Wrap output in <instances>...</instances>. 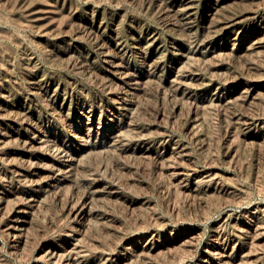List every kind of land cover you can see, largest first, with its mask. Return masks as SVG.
I'll return each mask as SVG.
<instances>
[{"label": "rangeland", "instance_id": "1", "mask_svg": "<svg viewBox=\"0 0 264 264\" xmlns=\"http://www.w3.org/2000/svg\"><path fill=\"white\" fill-rule=\"evenodd\" d=\"M206 263L264 264V0H0V264Z\"/></svg>", "mask_w": 264, "mask_h": 264}, {"label": "bare ground", "instance_id": "2", "mask_svg": "<svg viewBox=\"0 0 264 264\" xmlns=\"http://www.w3.org/2000/svg\"><path fill=\"white\" fill-rule=\"evenodd\" d=\"M251 12V11H250ZM243 18V17H242ZM235 19V18H234ZM244 22V21H243ZM103 27V26H102ZM93 28V27H92ZM110 30V29H109ZM231 31V30H230ZM102 32V31H101ZM106 34V33H105ZM102 35V34H101ZM122 36H124V35H122ZM151 39V38H150ZM228 40V39H227ZM158 41V40H157ZM108 42V41H107ZM112 42V41H111ZM101 43V42H100ZM137 44V43H136ZM141 46V45H140ZM107 47V46H106ZM117 47V46H116ZM102 53V52H101ZM128 53V52H127ZM98 54V53H97ZM121 54H123V53H121ZM133 54V53H132ZM146 54V53H145ZM105 55V54H104ZM149 56V55H148ZM116 58V57H115ZM122 58V57H121ZM126 58V57H125ZM108 64V63H107ZM122 65V64H121ZM145 66V65H144ZM154 67V66H153ZM114 69V68H113ZM129 69V68H128ZM107 70V69H106ZM125 70V69H124ZM155 70V69H154ZM110 71V70H109ZM119 71V70H118ZM131 71V70H130ZM121 72V71H120ZM132 72V71H131ZM122 73H123V71H122ZM152 74V73H151ZM109 75V74H108ZM111 76V75H110ZM131 76V75H130ZM129 77V76H128ZM122 79V78H121ZM128 79H130V78H128ZM136 79H138V78H136ZM111 80V79H110ZM138 82V81H137ZM133 83V82H132ZM140 84V83H139ZM133 85V84H132ZM138 86V85H137ZM124 97V96H123ZM120 100V99H119ZM102 110V109H101ZM129 111V110H128ZM125 112V111H124ZM94 124V123H93ZM16 129V128H15ZM119 130H120V128H119ZM122 132V131H121ZM119 133V132H118ZM118 136H119V134H118ZM117 136V137H118ZM113 140H114V138H113ZM116 140V139H115ZM61 145V144H60ZM62 153V152H61ZM19 163V162H18ZM210 175V174H209ZM3 199V198H2ZM90 212V211H89ZM18 218V217H17ZM20 218V217H19ZM16 219V218H15ZM22 222V221H21ZM15 223V222H14ZM257 223V222H256ZM261 226V225H260ZM19 228V227H18ZM255 228V227H254ZM262 229V228H261ZM258 230V229H257ZM249 236V235H248ZM217 241V240H216ZM249 241V240H248ZM226 242V241H225ZM259 242V241H258ZM261 243V242H260ZM249 244V243H248ZM243 245V244H242ZM230 246V245H229ZM244 246V245H243ZM251 247V246H250ZM210 251V250H209ZM49 252V251H48ZM235 254V253H234ZM247 254V253H246ZM49 255V254H48ZM50 256V255H49ZM215 256V255H214ZM242 256V255H241ZM248 256V255H247ZM235 259V258H234ZM241 259V258H240ZM251 260V259H250ZM215 263V262H214ZM207 264V263H206Z\"/></svg>", "mask_w": 264, "mask_h": 264}]
</instances>
